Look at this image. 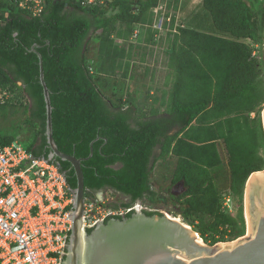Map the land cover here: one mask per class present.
I'll use <instances>...</instances> for the list:
<instances>
[{
	"label": "trees",
	"instance_id": "obj_1",
	"mask_svg": "<svg viewBox=\"0 0 264 264\" xmlns=\"http://www.w3.org/2000/svg\"><path fill=\"white\" fill-rule=\"evenodd\" d=\"M45 1L39 17L16 0L0 1V88L11 93L0 104V117L16 105L24 108L32 129L24 131L33 140L26 148L37 156L51 154L41 54L59 149L87 158L94 142L93 156L82 163L86 196L109 190L129 199L111 203L115 208L146 199L157 203L160 193L152 188V175L157 162L172 154L178 158L172 185L185 187L171 195L179 210L175 217L210 245L244 236L246 185L253 173L264 170V0H203L201 9L192 10L175 0L179 13L171 28L178 26L166 37L170 88L157 94L152 87L131 91L127 79L138 66L146 77L151 73L143 64L155 52L150 48L157 44L153 9L160 0H115L96 8L76 0ZM201 10L213 32L199 30L198 19L205 18ZM141 24L148 28L133 43ZM93 40L98 43L94 59ZM21 128L12 135L0 131V145L17 141ZM220 146L228 161L222 179ZM53 161L75 190L72 165ZM226 190L239 204L236 216L225 207ZM113 218L121 217L105 223Z\"/></svg>",
	"mask_w": 264,
	"mask_h": 264
},
{
	"label": "built area",
	"instance_id": "obj_2",
	"mask_svg": "<svg viewBox=\"0 0 264 264\" xmlns=\"http://www.w3.org/2000/svg\"><path fill=\"white\" fill-rule=\"evenodd\" d=\"M1 1V0H0ZM84 8L109 7L115 0H76ZM18 6L34 17L46 10L45 0H16ZM175 0H160L154 7L156 41L172 29L177 15ZM139 25L132 42L137 43L143 28ZM150 47H152L150 45ZM11 98L0 88V104ZM66 174L54 161L37 156L17 140L0 145V264H62L66 239L72 228L69 218L74 198ZM230 199H226L228 203ZM119 203L103 191L86 196L83 226L93 228L109 215H126L133 209L162 212L141 200L129 207H111Z\"/></svg>",
	"mask_w": 264,
	"mask_h": 264
},
{
	"label": "water",
	"instance_id": "obj_3",
	"mask_svg": "<svg viewBox=\"0 0 264 264\" xmlns=\"http://www.w3.org/2000/svg\"><path fill=\"white\" fill-rule=\"evenodd\" d=\"M61 1V0H58ZM32 51H36V46ZM40 59V82L47 110L46 132L51 154L48 161L60 159L75 170L77 188L72 191L74 204L69 218L72 228L67 236L62 264H264V177L253 173L245 189V212L249 211L252 235L232 242L210 245L199 241V234L169 212L147 216L142 209H133L131 217L109 215L93 228L83 226L86 201L82 163L93 156V143L87 158L63 153L54 139L53 106L45 81L43 58ZM264 127V111L262 113ZM152 212V211H149ZM154 212V211H153ZM121 217L120 219H111ZM247 219V218H246ZM88 230H92L88 233ZM201 238V237H200ZM225 244L224 247L221 245Z\"/></svg>",
	"mask_w": 264,
	"mask_h": 264
},
{
	"label": "crops",
	"instance_id": "obj_4",
	"mask_svg": "<svg viewBox=\"0 0 264 264\" xmlns=\"http://www.w3.org/2000/svg\"><path fill=\"white\" fill-rule=\"evenodd\" d=\"M202 4H203V0H181L179 6H180V8L186 6V8L189 7L192 10L194 7L195 8L202 7ZM200 15H201V17H203V18L205 17V18L203 21L200 20V18L198 19L199 30L205 31V32H213L211 30V24H209V22L206 18L207 16L205 15V12H201ZM167 35L168 34L161 35L162 36L161 40L157 41L156 45H151L152 47H150V48H153V50L155 52L153 53V55L152 54L148 55L146 62L143 64L144 66L147 65V66L151 67V73L149 74L151 81H154V79L158 80L159 79V77H158L159 73L161 72V70H164L163 73L166 76V78H165L166 81L164 83V86L166 85V83H168L170 81V71L166 68V65H165L166 64L165 63L166 62V50L168 48V41L166 38ZM96 45H97L96 51L93 52L92 56H91L93 59L95 58L96 53H97L98 43H96ZM137 64L142 65V63H140V62L139 63L137 62ZM162 66H163L162 69H158L159 67H162ZM139 67H141V66L137 67V69H136L137 72L139 71V69H138ZM165 71H167V73H165ZM141 74L142 75L144 74V76L146 77L145 69ZM133 75H135V73L132 74L131 76H129V78L127 79L129 81V83H131V86H132V82L135 81L132 78ZM135 79H136V76H135ZM138 79H140V77ZM156 87H157L156 89H153V92L154 91L158 92V89L167 88V86H165V87L156 86ZM169 88L170 87H168L167 89L169 90ZM131 91H134V90L131 89ZM153 92H152V94H153ZM159 94L161 95V92ZM220 150H221V156H222L223 163H224V166H223L224 168H222L223 171H218V173L223 172V174L220 173V174H222V176H220V179H222V177L223 178L226 177L225 168H226L228 161H227V156H226L225 151L223 150L222 146H220ZM177 165H178V158L173 156L172 154L170 156L166 157L165 159H161L157 162V164L155 166V170H154L153 175H152V188L157 193H160L159 196H161V194H162L161 192H159L160 191L159 189H162L163 187L161 188V185L163 186V184H165V183H167V187H168L165 190L166 192H169L170 188H172L173 186H175V187H173V188H175L174 191H178L180 189H181L180 191H182V193L185 191V187L183 186L182 183H178L177 185H172V178H173V175H174L175 170L177 168ZM164 188H166V187L164 186ZM171 195L178 196L180 194L177 195L174 192ZM225 195H226L224 198L225 201H226V199L232 198L231 196H229L228 190H226ZM160 200H162L161 197H159L158 201H160Z\"/></svg>",
	"mask_w": 264,
	"mask_h": 264
},
{
	"label": "rangeland",
	"instance_id": "obj_5",
	"mask_svg": "<svg viewBox=\"0 0 264 264\" xmlns=\"http://www.w3.org/2000/svg\"><path fill=\"white\" fill-rule=\"evenodd\" d=\"M202 12H205V11H202ZM205 13L207 14V12H205ZM96 48H97L96 42L93 40L92 46H91V56H92V53L96 51ZM162 68H163V66L159 67L158 69H162ZM143 71H144V67H141V68H139V71H138L139 73L138 72L135 73L136 79L134 82H132V86L130 83L132 90H136V88H139L141 91H147L148 87H152L153 89H156L157 88L156 86H158V87H165L166 86V85L164 86V83L166 81V79H165L166 76L163 73L164 70H161V72L159 73V75H158L159 79L158 80L154 79V81H151L150 76L145 77L144 74L142 75L141 73ZM165 73H167V71H165ZM139 77H140V79H138ZM154 93L157 94V91H154ZM142 97L145 100V95H143ZM16 106L17 107H15V109H10L7 114L0 117V131H1V134H7V135L11 134L12 135V134H15V132H17V127H19V128L23 127V130H21L19 133L18 140L20 142H22L24 147H28V146H30V144L33 141L32 138L30 137V134L28 133V132H31L32 129L26 123V115L23 112L24 108L22 106H19V105H16ZM263 111H264V106H263ZM263 111H262V113H263ZM25 128L28 132L24 131ZM164 186L166 188H164ZM173 187H175V186H173ZM173 187L170 188L169 192H166L165 190L168 188L167 183L163 184V186L161 185V188L163 190L159 189L160 190L159 192L162 193L161 196H159V197H161L162 200L157 201L158 203H151L149 201V199H146V200H144L145 203L150 204L151 207H154V208H156L162 212H169L172 214V217H175V214L178 213L179 210H178V207L174 205L173 200L171 198V194L175 192L178 195V194H181L182 191H180L181 189L178 191H174L175 188H173ZM104 194H106V196L109 199L112 198V199H115L116 201H119V200L121 201L124 198V197H121L120 195H117V194H115L109 190L104 191ZM225 207L234 216L237 215L238 209H239V204L235 199L230 198V201L228 203L225 201ZM244 209H245V200H244ZM178 217L180 218L181 221H183V218L180 215ZM246 218H247V216H246V212H245V219ZM247 234H248V222L246 219V233L242 237L247 236ZM242 237H240V238H242ZM230 242H232V241H230Z\"/></svg>",
	"mask_w": 264,
	"mask_h": 264
},
{
	"label": "bare ground",
	"instance_id": "obj_6",
	"mask_svg": "<svg viewBox=\"0 0 264 264\" xmlns=\"http://www.w3.org/2000/svg\"><path fill=\"white\" fill-rule=\"evenodd\" d=\"M257 176H260V178H263L264 177V173H260V174H256ZM246 216H247V222H248V235H252V223H251V217L249 215V211L248 209L246 208ZM177 220H180V218L176 217ZM181 221V220H180ZM199 241L202 242L201 238L199 237ZM222 247L225 246V244H222L221 245Z\"/></svg>",
	"mask_w": 264,
	"mask_h": 264
},
{
	"label": "flooded vegetation",
	"instance_id": "obj_7",
	"mask_svg": "<svg viewBox=\"0 0 264 264\" xmlns=\"http://www.w3.org/2000/svg\"><path fill=\"white\" fill-rule=\"evenodd\" d=\"M121 197H122V196H121ZM123 200H124L125 202H126V201H127V202L129 201V199L126 198V197H124ZM138 202H139V201H138ZM136 203H137V202H136ZM133 205H134V204H133ZM144 212H147V211H144ZM134 213H135V212H134Z\"/></svg>",
	"mask_w": 264,
	"mask_h": 264
}]
</instances>
